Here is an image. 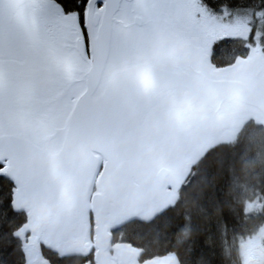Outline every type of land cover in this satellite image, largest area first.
Wrapping results in <instances>:
<instances>
[{
	"label": "snow or ice",
	"instance_id": "1",
	"mask_svg": "<svg viewBox=\"0 0 264 264\" xmlns=\"http://www.w3.org/2000/svg\"><path fill=\"white\" fill-rule=\"evenodd\" d=\"M38 2L0 0V178L17 188L32 162L59 157L84 133L107 169L105 133L127 112L126 101L109 102L125 69L147 64L159 79L162 53L199 35L183 0H111L108 13L109 0H53L58 14L43 19ZM233 39L213 41L209 63ZM89 103L98 111L82 122Z\"/></svg>",
	"mask_w": 264,
	"mask_h": 264
},
{
	"label": "water",
	"instance_id": "2",
	"mask_svg": "<svg viewBox=\"0 0 264 264\" xmlns=\"http://www.w3.org/2000/svg\"><path fill=\"white\" fill-rule=\"evenodd\" d=\"M112 11L109 0L105 13ZM90 13L93 16L105 15L94 9H90ZM173 61L168 58L161 60L159 79L147 64L125 69V78L109 102L110 106L114 102L126 101L127 112L105 133L110 154L107 169H97L96 153L84 133L67 143L59 157L34 161L24 170L23 187L17 189L22 196V210L28 209L36 217L29 240L33 263H46L39 244L41 237L71 249L69 243L63 242L62 233L56 226L83 228L81 219L96 174L100 192L92 193L90 197L94 219L93 264H110L105 251L111 245H118L112 251L121 264L140 262L137 248L112 242L111 230L119 225L108 229L105 220L108 217L116 223L124 219L123 224L134 219L147 221L155 216L140 218L163 189L169 171L158 165L155 146L141 127V117L157 100L182 92L192 108L233 105L238 109L252 108L264 116L262 68L237 79H226L211 76L193 62L174 64ZM97 111V106L89 103L82 122L92 119Z\"/></svg>",
	"mask_w": 264,
	"mask_h": 264
},
{
	"label": "trees",
	"instance_id": "3",
	"mask_svg": "<svg viewBox=\"0 0 264 264\" xmlns=\"http://www.w3.org/2000/svg\"><path fill=\"white\" fill-rule=\"evenodd\" d=\"M251 13L250 31L220 45L211 62L231 65L252 49L264 55V0H203ZM70 0L68 7H74ZM211 52V51H210ZM15 185L0 178V264H27V215L15 206ZM253 203V206H252ZM264 225V125L247 120L210 145L191 165L173 203L152 219H134L111 230L112 242L138 249L140 259L170 255L179 264H241L240 241ZM50 264H85L92 254L59 255L42 246Z\"/></svg>",
	"mask_w": 264,
	"mask_h": 264
},
{
	"label": "rangeland",
	"instance_id": "4",
	"mask_svg": "<svg viewBox=\"0 0 264 264\" xmlns=\"http://www.w3.org/2000/svg\"><path fill=\"white\" fill-rule=\"evenodd\" d=\"M182 10L197 21L199 35L186 41L182 46L163 52L177 59L173 61L174 64L192 63L197 59L209 62L208 57L213 41L221 36L245 38L250 31L251 13L241 9L229 10L223 5L212 6L203 0H183ZM34 12L38 19H43L57 15L58 9L53 0H40ZM228 67L240 78L256 69L264 70V55L258 49H252L247 56L237 58ZM224 107L192 108L180 92L157 100L142 115L141 127L155 146L158 165L166 167L169 171L163 189L147 206L151 208L152 216L173 203L177 190L187 177L191 165L210 145L236 132L247 120L254 119L264 125V117L242 113L245 109L226 110ZM14 200L15 206L22 208V196L17 187L14 190ZM88 216L90 229L86 235L87 238L84 237L81 226L78 230L73 226L66 228L63 225H57L56 229L62 233L63 242L69 243L71 249L79 251L81 255L91 253L92 259L86 263L93 264L94 219L91 211ZM32 235V226L26 222L23 237L27 264H36L32 262L29 247ZM26 251H29L28 258ZM111 253L113 254V251ZM168 256L170 255L165 258L155 257L154 260H165L168 263L170 260ZM171 258L175 260V264H179L177 259ZM240 258L241 264H264V225L240 241ZM45 264L50 263L46 261Z\"/></svg>",
	"mask_w": 264,
	"mask_h": 264
},
{
	"label": "bare ground",
	"instance_id": "5",
	"mask_svg": "<svg viewBox=\"0 0 264 264\" xmlns=\"http://www.w3.org/2000/svg\"><path fill=\"white\" fill-rule=\"evenodd\" d=\"M96 12V10H94ZM167 55V54H166ZM164 53H162V59H171V60H175L176 58L172 55H167L166 56ZM177 60V59H176ZM193 63L196 66H199L201 69L203 68L204 71H206L207 73H209L211 76L214 77H218V78H226V79H237L239 78V75L234 74V71L230 70V67L226 66L223 68H216L215 66H213L211 63L207 62L206 60L203 61L201 59H197L194 60ZM224 109L229 110V109H236V106L233 105H224ZM242 113H249V114H255L259 117H264L262 116L259 112H257L256 110L252 109V108H248L242 111ZM100 158L102 159L103 157L100 156ZM100 192V184L98 181V174L95 175L93 181H92V185L90 188V192H89V196H88V201L85 207V211L83 214V218L81 219V224L83 227V232H84V237L87 238V233L90 229V224H89V212L91 211V204H90V197L92 193H99ZM26 215H27V222L32 226L35 223L36 217L35 215L28 209L25 210ZM152 214L151 208L147 207L146 210L144 211V213L141 215L140 218H144V216H149ZM107 216V215H106ZM106 224L109 228H112L114 226L120 225L124 219L118 221V222H113L111 219H109L108 217H106ZM39 244H44L46 247H49L50 249H52L53 251L57 252L59 255H71V254H81L79 251L77 250H72V249H68L66 248L64 245L60 244V243H56L53 240H49L46 239L45 237H41L39 239ZM118 245H111L110 247H108L105 251V254L108 257V261L110 262V264H121L118 259L116 257H114V255L111 253V251L113 250V248H115ZM29 250V249H28ZM26 257H29V251H26ZM43 260L46 262L47 260L45 258H43ZM137 264V263H135Z\"/></svg>",
	"mask_w": 264,
	"mask_h": 264
},
{
	"label": "flooded vegetation",
	"instance_id": "6",
	"mask_svg": "<svg viewBox=\"0 0 264 264\" xmlns=\"http://www.w3.org/2000/svg\"><path fill=\"white\" fill-rule=\"evenodd\" d=\"M204 8H206V6H203ZM36 8V7H35ZM167 255L164 256H159L157 258H165ZM155 258V257H154ZM154 258H150V259H145V260H140V262H136L137 264H175V260L172 259L170 256H168L167 258H170L169 262L166 263L165 260H154Z\"/></svg>",
	"mask_w": 264,
	"mask_h": 264
}]
</instances>
